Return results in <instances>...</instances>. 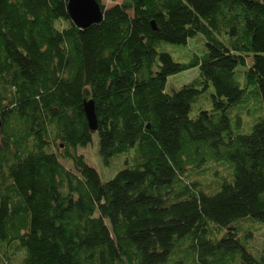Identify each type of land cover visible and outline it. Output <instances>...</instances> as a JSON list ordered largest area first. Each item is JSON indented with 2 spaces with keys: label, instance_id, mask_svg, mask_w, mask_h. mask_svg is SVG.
I'll list each match as a JSON object with an SVG mask.
<instances>
[{
  "label": "trees",
  "instance_id": "obj_1",
  "mask_svg": "<svg viewBox=\"0 0 264 264\" xmlns=\"http://www.w3.org/2000/svg\"><path fill=\"white\" fill-rule=\"evenodd\" d=\"M98 2L103 21L82 29L67 0H0V249L22 264H264L233 226L264 225V117L238 134L229 116L248 92L264 103V0ZM198 34L208 51L188 63L161 49ZM95 133L107 165L136 150L107 183L78 153ZM223 163L233 180L215 194L185 181ZM211 225L228 232L213 240Z\"/></svg>",
  "mask_w": 264,
  "mask_h": 264
},
{
  "label": "rangeland",
  "instance_id": "obj_2",
  "mask_svg": "<svg viewBox=\"0 0 264 264\" xmlns=\"http://www.w3.org/2000/svg\"><path fill=\"white\" fill-rule=\"evenodd\" d=\"M123 0H102V3L106 8L121 3ZM224 40L225 37H222ZM162 50L170 53L176 62L188 63L192 59L195 53L203 55L208 51L206 40L202 34H198L196 37L191 38L187 45L177 46L171 44H163ZM252 58L248 59V63L251 64ZM239 76L241 81L244 79V70L240 69ZM199 77L197 69H193L175 76L170 77L165 81V87L169 93H173L175 90H180L183 86L188 85L190 82ZM212 94L214 90L210 88L207 92L197 99L192 105L191 118L195 119L201 110H211ZM255 92H248L243 101L234 106L229 111V116L232 119L233 130L238 134H250L253 126L264 117V103L257 99ZM238 117L243 119V124L238 126ZM56 152L57 150L51 149ZM78 153L83 155L88 165L93 167L100 175L103 183H107L112 180L121 170L127 167V160L133 158L136 154V150H133L130 154H122L115 156L111 159L110 164L107 165L101 156L100 152V139L99 134L93 135L92 142L86 147H79ZM62 163L68 168L75 171L73 162L71 160H63ZM227 167V168H226ZM227 164H211L206 166L203 171L195 172L191 171L185 178V181L192 182L197 181L200 183L202 189L208 194L217 193L221 186L225 182H231L233 180L232 170H228ZM231 172V174H230ZM239 231L241 236L248 233L252 234L249 238V251L257 258L260 257L263 245H264V225L252 218H245L233 224ZM211 225V238L213 240H219L225 236L228 229L222 228V230L213 232ZM24 257V251L17 248L15 245L8 247L5 250L0 249V264H22Z\"/></svg>",
  "mask_w": 264,
  "mask_h": 264
},
{
  "label": "water",
  "instance_id": "obj_3",
  "mask_svg": "<svg viewBox=\"0 0 264 264\" xmlns=\"http://www.w3.org/2000/svg\"><path fill=\"white\" fill-rule=\"evenodd\" d=\"M68 13L72 22L79 28L85 29L103 21L105 12L98 0H67ZM155 27V24H153ZM84 110L92 132L98 130V121L95 113V103L84 101Z\"/></svg>",
  "mask_w": 264,
  "mask_h": 264
}]
</instances>
